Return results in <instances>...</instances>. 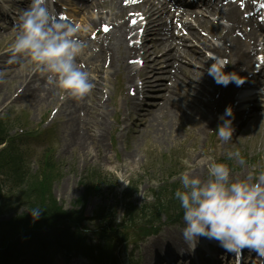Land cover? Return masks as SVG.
<instances>
[{"label":"bare ground","instance_id":"1","mask_svg":"<svg viewBox=\"0 0 264 264\" xmlns=\"http://www.w3.org/2000/svg\"><path fill=\"white\" fill-rule=\"evenodd\" d=\"M239 1L242 2V9H245L250 4V0ZM105 3H110L111 5L109 17L104 18L109 19L108 22L111 25V30L102 35V39H100V43H102V53L95 56L98 70L102 71L103 68L101 65L103 53H108L109 64L107 67L109 69L115 68L117 70L119 66H122L126 80L128 82H133V73L136 71V68L134 64L128 60L132 58L134 52L139 48L134 47L132 44L131 31L134 28V25L127 23L126 15L128 14L129 16V12L134 11V9L128 7L124 0H90L89 2L82 3L83 9L85 10L84 14L91 12L93 6L101 8ZM140 5V9L145 15V39H147L149 34H151L149 42H144L142 45V49L143 47L144 49L141 56L144 58V63L142 65L141 72L144 77L145 86H148V83L153 79V81L155 80V84H153L155 89H162L163 92L159 94V99L156 98L157 102H155L154 105L149 104L148 95L146 93L140 106L130 114V117L132 118V128L135 134L142 131H149L157 138L158 141L167 140L172 135L173 127L178 124V120L183 117H188L190 115V111L194 112L195 118H197L195 123L198 125V128L204 127V122H210V118L215 116L212 114L214 110L212 107L219 106L217 99L215 104H209L207 100L196 98L195 104L191 101V99L184 98L186 96L181 95L183 92L181 87L188 84L190 76L193 73L192 70L185 69L186 63L197 62L196 59H189L190 54L194 53V49L190 44H188V40H194L196 45L200 44L201 46L198 59L203 62L202 67L196 76L197 83L195 84L197 90L195 92L197 95L201 94L206 96L208 94L210 97H215L217 95L215 92L219 86V84H217L214 79L207 74V68L213 61L205 56V50L212 55L220 57L221 59L224 58L222 59L224 64H226L224 71L227 73H235L238 77H240L241 83H234L235 86H240L243 94L239 97L234 94V98L231 100L234 106V115L240 116V114H242V111L237 107L241 101L245 102V99L249 95L247 94L246 88L243 89L244 87H253V90L262 88L264 90V76L250 71L252 67L250 64V58L252 56L250 54H253L254 52V44H252V49L249 52L246 41H252L251 37H254L256 33L248 32L246 34H242L235 28V26L244 25L246 20L242 15L243 10H241V13L238 11V7H241L238 5V2L228 1L225 4L221 3L217 5L215 4V1H213L211 5L204 4V7H201L195 13V15L197 13H201L203 19H195V15L192 17L191 11L187 10L188 16H191V18L188 19V17H186L182 20L179 18L184 33L181 32L180 35L178 33L175 35V33L171 30L172 26H170L168 28L170 30L169 34L166 36L169 38L159 37L161 29L167 25V23H165L162 19L164 16L162 15V10L167 8V4L163 1H161L160 4H157L154 1L147 0ZM215 14L217 15L216 18L218 21L216 24H212L209 16ZM102 17V11L98 10L97 20H100ZM223 19H225L226 23H222L221 20ZM247 19L251 20V18ZM91 21L94 25L96 19L92 18ZM193 21L198 24L194 25ZM169 22L171 23V21ZM248 23H251V21ZM138 25L140 26V24ZM195 26H209L210 29H206V36L211 35V32L214 31L213 28L219 26L218 30L221 31L215 34L219 43L217 42L216 44L215 41L209 40L208 37L199 36V32L196 30ZM134 38L135 35L133 39ZM176 38H179L180 41L178 42V39ZM148 56H151L150 61H148ZM149 62L151 65L148 64ZM82 68L85 71L88 66L84 64L82 65ZM161 72H168L165 77L170 81V84H168L167 81L165 82L164 80H161L159 75ZM247 72H250L251 76H248ZM34 77L40 81L35 87V81L32 85H29L30 82L34 80ZM24 81L25 84H23V92H18L19 96L27 95L29 97L33 95L34 97L32 100L35 102V105H40L41 103L49 104L54 100L56 103L59 101L60 98L56 95L57 87L55 84H49L46 77L41 75L36 69L33 71L32 75ZM90 82L93 83L94 87L83 99L74 100L71 98H65L64 100L61 99L58 103V108L61 109L63 114L75 122L76 130H79L80 125L83 123L79 116L80 110H83V114L81 115L82 117L89 115L94 108L91 104H89L90 96L93 91L96 93L99 92V83L95 81L93 82L92 80H90ZM131 88L135 90L133 83L131 84ZM180 95L182 96V100H179ZM259 95H261L260 92L254 93V96ZM128 99L130 107H133L135 96H130ZM96 110L97 117L103 118L106 113L105 109L103 107H96ZM216 111L217 110H214V112ZM252 113L253 110L250 109V117L247 116V118L249 117L247 120L248 123L252 118ZM244 115H247V113L245 112ZM67 123H71L72 126L74 125V123L70 121ZM98 124L103 125L105 122L103 123V121L99 120ZM88 128L89 126H86V131H83L85 138L92 139L94 142L96 137L99 136V139L101 140L100 133L94 136L88 132L90 130ZM69 132H72V129ZM85 142L86 141H82L81 143H79V141L77 142L75 132H72L69 135L68 143L71 146H75L79 149L81 148L82 151L83 148H85ZM80 161H85V158L83 157ZM199 172L200 171H193L192 174L195 175ZM27 200L28 199L24 201ZM29 201L30 200H28V203ZM30 204H32V201ZM27 208L30 209L29 206H27ZM165 245L166 243H161L159 240L153 241L151 244L152 257H161V254H159L161 252H163L164 255L171 254L172 249ZM219 252V249H217L216 259L220 258Z\"/></svg>","mask_w":264,"mask_h":264},{"label":"clouds","instance_id":"2","mask_svg":"<svg viewBox=\"0 0 264 264\" xmlns=\"http://www.w3.org/2000/svg\"><path fill=\"white\" fill-rule=\"evenodd\" d=\"M53 0H30V5L16 19V35L9 49L8 64L27 58L35 69L55 84L62 98L83 99L94 87L89 73L78 66V59L88 49L79 29L66 22L52 6ZM207 74L219 85L240 84L235 73L224 71L219 57H212ZM231 108L220 117L216 129L220 141L232 139ZM227 158L245 161L239 151L227 152ZM207 178L201 179L188 171L179 175L180 186L174 198L183 210L181 235L194 248L200 237L216 240L229 252L242 249L254 251L264 258V171L255 176L233 180L230 167L223 162H210ZM42 210L33 209L34 219Z\"/></svg>","mask_w":264,"mask_h":264},{"label":"rangeland","instance_id":"3","mask_svg":"<svg viewBox=\"0 0 264 264\" xmlns=\"http://www.w3.org/2000/svg\"><path fill=\"white\" fill-rule=\"evenodd\" d=\"M20 66L21 63H16L15 75H18L19 79L15 82H19L24 78L22 74L25 72V69ZM199 66L200 65L197 64L194 71L198 72ZM4 68L5 67H3V69ZM94 75L96 76V74ZM10 76H12V74H9V76L5 78H2L0 75V104L7 100L3 99L5 94H1V92L10 91L17 85ZM155 93L156 92L154 91H149V94ZM17 102L18 103H11L8 106V109L14 107L11 109L12 116L10 119L13 122L17 119V122L15 123L28 127L29 129L37 128L43 110L41 111L40 107L31 104L27 96L17 99ZM106 104L108 105V110L111 115L115 114L116 116H121L120 109L123 104L122 96L117 93L116 96L113 99L108 100ZM6 109L2 112H5ZM259 118H262L261 115ZM119 119L121 120V118ZM60 120L61 118H59L58 122ZM120 120L118 124L113 121L109 122L110 126L104 132L107 148L104 151L98 149V152L95 153L90 147V151L92 150V153L97 155V158L93 159L89 158L88 150H85L86 160L84 163L78 161L76 150L68 151L62 149L64 144L61 142V125H53L52 145L54 148V159L57 166L56 175L50 182V187L58 204L65 209L79 207V204L77 203L78 199L86 194L84 185H89L90 183L94 185V187H97L100 192L98 193L97 190V195H94L95 193H87L85 195V201L83 204L84 212L86 214H91L94 207L97 205L105 204L117 206V212L120 211L121 204L116 202V200H120L118 196L120 191L113 188V192H111L109 187L111 183L105 180L98 183L94 174L90 175L91 170L105 171L106 169H110L114 174H109L110 176L107 177L108 180L113 181V183L118 180L119 183L120 181L124 183L130 178L129 180H131L132 186L137 188V193H133L131 196L129 194V199L133 204L136 203L137 205H146L148 202L147 195L148 199L152 200L150 195L157 192L159 190L158 188L163 185V183L168 187L162 188L161 191L164 195L166 193L170 194L171 192H174V190L180 186L179 175L186 171L185 155L189 151L192 153V157L189 158V160L191 161L192 159H195L196 163L201 165L200 173L195 176H199L201 179L207 178L208 166L204 165L207 160L202 159V155H200L201 152H199V147L202 145V135H195L192 133L193 122L187 123V127L191 129L185 130L187 135L178 132L174 128L175 131L172 132V136L168 140L158 141L154 139L152 134L142 133L143 137L132 136L130 135V127H127V129L122 132L123 135H119L118 131L122 128ZM54 122H56V120H54ZM14 131L15 127H12L9 134H12ZM109 134L115 135L111 144L109 143ZM175 135H177V137H175ZM234 141V146L230 147V151H239L245 163L240 164L238 158H233L231 162L228 161V166L231 169V178L233 180L244 179L251 174L253 169L257 171V174L264 171V118L258 121L257 125L243 129L240 135L235 137ZM42 147L43 143H37V149L40 150ZM184 149H187V152L182 155ZM210 161H217V159ZM180 163H182V166H180ZM30 167L32 170L36 169L34 159L30 161ZM203 167L204 171L202 172ZM187 171L192 174L191 171ZM242 174L243 176H241ZM165 175L168 176L171 183L175 184V187L171 190L168 185L170 182L165 183L167 182L166 179H164L166 178ZM158 179L159 181H156ZM118 189H121V187ZM114 191L117 193L115 194ZM122 198H124V196ZM120 202L122 204L124 203L122 200H120ZM12 203L13 201L10 204ZM23 204L25 203L20 202L14 204V207L12 206L13 208L5 210V213H0V221L8 219L14 210H16V212L22 210L26 211V207L22 206ZM165 218H167V215H162L161 221H165ZM174 227H176V225L165 226L164 234L167 235L168 231L172 230ZM163 230L164 229L162 228L160 233H163ZM164 234L155 237L150 236L146 242L140 244V247L137 249V253L140 256V264H143L148 256L147 247L150 245L152 239L162 238L168 240L167 236ZM127 251L128 250L125 252L127 253Z\"/></svg>","mask_w":264,"mask_h":264},{"label":"trees","instance_id":"4","mask_svg":"<svg viewBox=\"0 0 264 264\" xmlns=\"http://www.w3.org/2000/svg\"><path fill=\"white\" fill-rule=\"evenodd\" d=\"M42 183H38L37 185H30L29 187H27L29 193L25 194L24 197L21 198V200H30L29 203L28 200L26 201V206L30 207V211L36 208L42 210L39 219H61L65 223V228L62 230L59 229V233L61 235H66L68 238L78 237L77 231L73 232L70 230V228L71 225L80 224V216L75 212H64L61 207L58 206L52 196H50V191L48 190L47 185L42 186ZM90 188L92 189L93 187ZM168 196L162 195V193L159 194V197H157L158 202L156 208L154 209L156 210L155 214L158 215L162 211H168L176 208L175 206L172 207V205H174L175 203L177 204V200L174 198V192H171V194H169ZM31 201L32 204H30ZM127 207H129L130 209L132 205L128 204ZM31 217H33L32 214ZM24 218H29L26 213L15 216L10 224H12L13 222L18 223ZM100 235L105 241L107 240L105 251L108 255H111L112 246L109 242H111L112 240L115 241V238L119 236V233L117 231L111 230V227H103L101 228ZM19 249L20 248L18 244H13L8 250L4 251L3 253L0 252V264H6L7 260L9 259H16L18 256L17 254H19Z\"/></svg>","mask_w":264,"mask_h":264}]
</instances>
